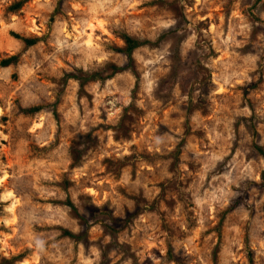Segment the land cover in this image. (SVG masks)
I'll return each mask as SVG.
<instances>
[{"label": "clouds", "instance_id": "clouds-1", "mask_svg": "<svg viewBox=\"0 0 264 264\" xmlns=\"http://www.w3.org/2000/svg\"><path fill=\"white\" fill-rule=\"evenodd\" d=\"M188 2L0 0V264H264V0Z\"/></svg>", "mask_w": 264, "mask_h": 264}, {"label": "rangeland", "instance_id": "rangeland-1", "mask_svg": "<svg viewBox=\"0 0 264 264\" xmlns=\"http://www.w3.org/2000/svg\"><path fill=\"white\" fill-rule=\"evenodd\" d=\"M205 2V0H189L188 7L189 8H196V12L193 13V19H198L197 28H203L204 30L214 33L215 30L222 26L225 22L226 13L228 9L231 7V0H206V2L210 5L209 8L204 9L203 11L200 10L199 5ZM261 2L256 0V4L253 5V8L259 6ZM170 9L176 15H182L183 13V6L177 5H170ZM37 27L39 26V21L36 22ZM33 127H38V125H33ZM6 134V133H5ZM118 142V141H117ZM7 241L0 242V248L4 247Z\"/></svg>", "mask_w": 264, "mask_h": 264}, {"label": "trees", "instance_id": "trees-1", "mask_svg": "<svg viewBox=\"0 0 264 264\" xmlns=\"http://www.w3.org/2000/svg\"><path fill=\"white\" fill-rule=\"evenodd\" d=\"M258 2H261V0H257ZM23 6V4H16V5H14L13 6V11H15L16 9H18V8H20V7H22ZM9 61H7V60H5L3 63L6 65L7 63H8Z\"/></svg>", "mask_w": 264, "mask_h": 264}]
</instances>
